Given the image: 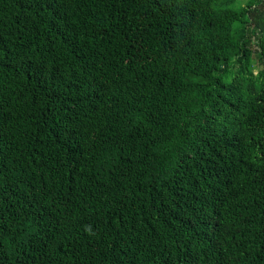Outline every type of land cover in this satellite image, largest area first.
Returning <instances> with one entry per match:
<instances>
[{
	"label": "trees",
	"instance_id": "trees-1",
	"mask_svg": "<svg viewBox=\"0 0 264 264\" xmlns=\"http://www.w3.org/2000/svg\"><path fill=\"white\" fill-rule=\"evenodd\" d=\"M0 264H264V0H0Z\"/></svg>",
	"mask_w": 264,
	"mask_h": 264
},
{
	"label": "rangeland",
	"instance_id": "rangeland-1",
	"mask_svg": "<svg viewBox=\"0 0 264 264\" xmlns=\"http://www.w3.org/2000/svg\"><path fill=\"white\" fill-rule=\"evenodd\" d=\"M256 49H258V48H256ZM257 51H259V50H257ZM254 59L256 62L259 59V55L257 53L254 54ZM255 65H256V63H255ZM255 73H257V69L255 70Z\"/></svg>",
	"mask_w": 264,
	"mask_h": 264
}]
</instances>
